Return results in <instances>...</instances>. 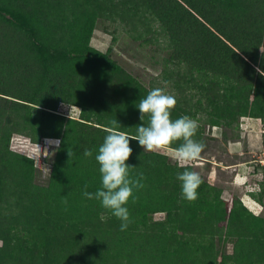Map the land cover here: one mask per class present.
I'll return each mask as SVG.
<instances>
[{
	"label": "trees",
	"instance_id": "trees-1",
	"mask_svg": "<svg viewBox=\"0 0 264 264\" xmlns=\"http://www.w3.org/2000/svg\"><path fill=\"white\" fill-rule=\"evenodd\" d=\"M107 14L129 23L149 14L170 61L197 75L185 85L199 98L175 106L173 120L210 106L212 125L244 116L264 125V0H0V264H264V218L240 201L228 208L204 181L195 201L184 199L177 173L185 169L135 140L126 163L144 187L127 205V230L83 196L85 185L91 193L102 186L95 157L110 122L135 134L137 105L150 92L89 46ZM60 104L78 107L79 118L58 112ZM13 134L59 140L46 183L35 182L32 159L9 151ZM155 213L163 221L152 222ZM223 230L236 239L233 255L215 250Z\"/></svg>",
	"mask_w": 264,
	"mask_h": 264
},
{
	"label": "rangeland",
	"instance_id": "rangeland-1",
	"mask_svg": "<svg viewBox=\"0 0 264 264\" xmlns=\"http://www.w3.org/2000/svg\"><path fill=\"white\" fill-rule=\"evenodd\" d=\"M118 15L107 14L97 19L95 29L91 33L89 46L106 54L130 79L134 80V83L148 91L157 87L163 88L168 94L176 98V106L178 104L184 106L183 100L192 97L193 100L190 105H193L195 100L199 98V94L194 88V84L185 85V81L194 80L197 75L190 74L186 65L170 61L171 50L159 23L149 14H145L143 17L140 15L138 19L140 21L137 20L138 22L135 23L122 21ZM58 112L74 119L80 116V109L76 106L60 104ZM194 112L195 115H190V117L198 120L197 132L201 134L198 140L205 143V149L201 155L203 160L197 162L192 169L200 173L207 186L218 190L220 200L228 208H231L235 201H240L241 192L235 187L225 184L232 181L233 167L230 166L246 159L251 160L253 154L260 155L262 151L260 147L264 145V136H259L261 139L258 151L254 150L252 154L247 153L246 133L248 128L244 118H249L248 116L231 120L219 119L217 124L212 125V122L216 120V117L211 115L213 114L212 107L192 108L190 113ZM57 141L59 142L57 139H44L34 144L22 135L13 134L8 148L13 153L32 159L35 162V182L44 184L54 161L55 150L59 144ZM231 143H240L241 150H243L240 155L234 154L233 149H230L229 144ZM158 154L166 156L171 163L177 164L169 152L163 151ZM212 171H215L217 178L224 183L214 182L212 186L207 184L208 174ZM250 183L254 191L251 193L252 198L262 205V209L256 211L257 213L254 215L259 214V217L264 218V192L252 184L256 183L255 179ZM249 188L247 187V189ZM251 214L253 215V213ZM164 216V213H155L151 217V221H163ZM224 225V223H220L218 226L223 227ZM223 232L224 230L221 236H214L215 250L224 252L226 255H233V244L236 239H227ZM14 237L12 236L15 240ZM0 246H2L1 240ZM219 261L220 257H217L215 264ZM12 264L19 263L14 262ZM122 264H126L125 260Z\"/></svg>",
	"mask_w": 264,
	"mask_h": 264
},
{
	"label": "clouds",
	"instance_id": "clouds-1",
	"mask_svg": "<svg viewBox=\"0 0 264 264\" xmlns=\"http://www.w3.org/2000/svg\"><path fill=\"white\" fill-rule=\"evenodd\" d=\"M260 50L264 52V49L260 48ZM261 75H264V72H261ZM176 104L177 100L173 95L168 94L163 88H154L146 97L140 99L137 105L143 123L136 126L135 134L118 130L120 124L117 120L111 121V126L106 129L107 135L95 157L100 166L102 186L91 193L87 191L88 186L85 185L83 196L99 201L104 209L109 210L119 219L121 231H126L131 223L127 207L129 201L135 202V191L144 187L141 182L144 179L143 174L133 177L130 175V169L135 167L126 163L133 153L130 140L137 141L144 152H169L178 166L185 169L177 173L183 198L190 202L198 198L197 190L203 180L199 172L188 170V166L201 158L205 144L195 139L199 128L198 120L188 115L172 119V110ZM145 116H148L147 124L144 123ZM177 142H179L178 146L172 147ZM68 155L70 158L73 155L70 148ZM83 155L91 157L93 153L85 149ZM63 202L67 203L66 197ZM101 219H104L103 213Z\"/></svg>",
	"mask_w": 264,
	"mask_h": 264
},
{
	"label": "crops",
	"instance_id": "crops-1",
	"mask_svg": "<svg viewBox=\"0 0 264 264\" xmlns=\"http://www.w3.org/2000/svg\"><path fill=\"white\" fill-rule=\"evenodd\" d=\"M245 121H246L245 122L246 127L248 128V132L246 133L247 134V136H246L247 137V145H248V148H247L248 152L247 153H252L254 150L258 151L260 139H261L259 137L260 135L257 133L258 120L250 118V119L245 120ZM229 145L231 146L230 149L231 150L233 149L234 154H236V155H240L241 151H243V150H241L240 143H231ZM249 161H250V159H246L244 161L236 163L234 166H230V167H233L232 181L230 183H227V182L225 183V184H229L231 187H235V189H237L239 192H241L240 201L243 203V205L245 207L248 205H251V201L255 200L254 198H252L253 196H251V193L254 192L253 186H251V183H250L253 181V178L251 177V175L247 174V172L249 171V167H250L248 164ZM254 166H255V168H257L258 165L254 163ZM211 173L215 174L214 182H216L218 184L224 183L223 181H220L217 178L215 171L214 172L212 171ZM247 187H250V188L247 189Z\"/></svg>",
	"mask_w": 264,
	"mask_h": 264
},
{
	"label": "built area",
	"instance_id": "built-area-1",
	"mask_svg": "<svg viewBox=\"0 0 264 264\" xmlns=\"http://www.w3.org/2000/svg\"><path fill=\"white\" fill-rule=\"evenodd\" d=\"M248 119H250V118H244V120H248ZM257 120H258L257 132L260 135V137L261 136L263 137L264 136V125L261 123V121L259 119H257ZM260 148H262L260 155H258V154L254 155L253 154L251 160L248 162L250 167H249V171L247 172L248 175H251L253 180L255 179L256 183H253V185H255L257 188H260V184H262L264 187V145L261 146ZM201 160H203V159L200 158V159L192 162L189 166H194L197 164V162H199ZM254 163L258 165L257 168H255ZM214 180H215V174L210 172L208 174L207 183L212 186V185H214L213 184ZM251 203H252V206L248 205L246 207L253 214L257 213L256 211L262 209V205H260L258 202L252 200Z\"/></svg>",
	"mask_w": 264,
	"mask_h": 264
}]
</instances>
